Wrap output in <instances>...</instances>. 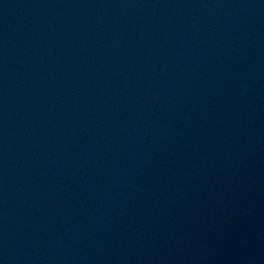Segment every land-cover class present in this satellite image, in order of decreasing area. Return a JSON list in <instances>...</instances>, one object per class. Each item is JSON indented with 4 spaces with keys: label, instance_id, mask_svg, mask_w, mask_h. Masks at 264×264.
Returning a JSON list of instances; mask_svg holds the SVG:
<instances>
[{
    "label": "water",
    "instance_id": "1",
    "mask_svg": "<svg viewBox=\"0 0 264 264\" xmlns=\"http://www.w3.org/2000/svg\"><path fill=\"white\" fill-rule=\"evenodd\" d=\"M264 28V0H243Z\"/></svg>",
    "mask_w": 264,
    "mask_h": 264
}]
</instances>
